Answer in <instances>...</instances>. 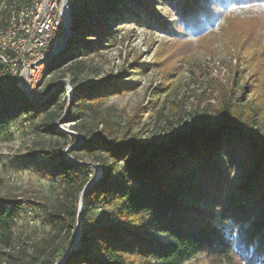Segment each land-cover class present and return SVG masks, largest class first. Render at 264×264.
Listing matches in <instances>:
<instances>
[{"label": "trees", "instance_id": "1", "mask_svg": "<svg viewBox=\"0 0 264 264\" xmlns=\"http://www.w3.org/2000/svg\"><path fill=\"white\" fill-rule=\"evenodd\" d=\"M161 1L177 10L189 29L192 23H211L209 10L264 4V0ZM155 3L69 0L64 15L69 33L48 62V72L69 65L76 74L83 67L81 57L116 45L126 24L154 21ZM117 78L73 88L66 120L82 121L87 113L98 112L97 101L134 85ZM13 84L0 79V136L22 115L52 120L66 104L61 99L64 85L33 102ZM252 86L246 80L244 100H230L213 114L197 112L182 131L167 132L154 142L115 144L117 135L111 131L94 136L83 124L82 140L77 138L79 145L69 154L86 152L100 159L92 180L83 162L74 156L68 159L59 148L28 154L30 166L55 181L60 196L54 207L43 205L49 236L30 246L24 242L15 246L14 226L40 204L0 196V264H183L199 256L221 264L264 261V101L257 104L245 96ZM45 131L64 136L52 126ZM40 156L45 164L38 167L34 162ZM235 170L241 183L227 192ZM73 232L75 239L69 243ZM57 243L69 249L55 262Z\"/></svg>", "mask_w": 264, "mask_h": 264}, {"label": "rangeland", "instance_id": "2", "mask_svg": "<svg viewBox=\"0 0 264 264\" xmlns=\"http://www.w3.org/2000/svg\"><path fill=\"white\" fill-rule=\"evenodd\" d=\"M153 10L154 21L148 23L142 17L141 21H145L140 24L128 23L116 45L81 57L83 67L76 74L68 69L69 65L50 72L45 69L28 98L33 102L42 100L51 90L64 85L61 99L65 106L52 120L43 115L30 120L22 115L0 136V196L30 198L40 204L17 220L15 246L23 242L30 246L34 240L49 236L44 206L54 207L60 196L57 183L30 166L27 155L31 152L59 148L68 159L74 156L77 162H83L92 180L98 174L100 159L86 152L69 154L79 145L76 140L83 136V124L91 135L103 134L104 129L111 131L117 135L115 144L133 140L148 143L167 132L182 131L197 112L213 114L230 100H244L241 90L246 80L253 86L249 92L245 90V96L254 98L257 104L264 101V4H230L209 10L211 23H192V29L166 2L156 0ZM142 63L147 64L146 68L140 66ZM109 77L134 85L97 101L98 112L87 113L82 121L66 120L73 88ZM51 126L64 136L45 131ZM44 164L42 156L34 162L38 167ZM240 181V173L235 170L227 192L238 189ZM74 239L73 232L69 243ZM55 246L56 262L69 248L64 243ZM183 264L221 263L199 256ZM233 264L246 263L238 259Z\"/></svg>", "mask_w": 264, "mask_h": 264}, {"label": "built area", "instance_id": "3", "mask_svg": "<svg viewBox=\"0 0 264 264\" xmlns=\"http://www.w3.org/2000/svg\"><path fill=\"white\" fill-rule=\"evenodd\" d=\"M66 3L67 0H33V5H28L32 6V16L27 22L28 27H33L31 38H23L18 30L13 39L0 38V65L9 66L15 75H20L31 65L28 72L30 91L38 84L39 69L60 41L65 26Z\"/></svg>", "mask_w": 264, "mask_h": 264}, {"label": "bare ground", "instance_id": "4", "mask_svg": "<svg viewBox=\"0 0 264 264\" xmlns=\"http://www.w3.org/2000/svg\"><path fill=\"white\" fill-rule=\"evenodd\" d=\"M17 1V2H16ZM33 0H0V38L1 39H13L17 36V30L20 32V35H23V38H31L33 35V27H28V17L32 16V6ZM69 8V0L66 3V12ZM13 24V28H10ZM62 31L60 34V41L57 45L54 46V51L60 44L63 34ZM54 56V52L49 54V57L46 58L43 67L39 69L37 74V81L43 77L45 69L51 57ZM19 75H15L13 71H10L9 66L0 65V79L4 83H14L18 88ZM13 84V85H14ZM11 85V84H9Z\"/></svg>", "mask_w": 264, "mask_h": 264}, {"label": "water", "instance_id": "5", "mask_svg": "<svg viewBox=\"0 0 264 264\" xmlns=\"http://www.w3.org/2000/svg\"><path fill=\"white\" fill-rule=\"evenodd\" d=\"M65 15V14H64ZM63 20H64V23H65V32L63 34V37H62V40L60 42V44L58 45V47L55 49L54 51V54H57L63 41L66 39L68 33H69V29H68V26H67V23H66V20L63 16ZM31 67V65L25 67L21 72H20V75H19V88L25 92V94L29 97H31V94H30V85H29V81H28V72H29V68ZM78 215L80 214V209H78L77 211Z\"/></svg>", "mask_w": 264, "mask_h": 264}]
</instances>
